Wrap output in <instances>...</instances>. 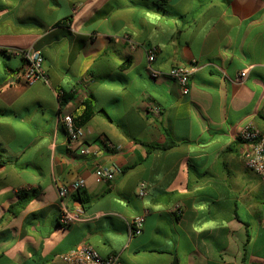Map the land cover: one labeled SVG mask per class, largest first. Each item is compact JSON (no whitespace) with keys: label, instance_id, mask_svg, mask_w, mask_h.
Listing matches in <instances>:
<instances>
[{"label":"crops","instance_id":"obj_1","mask_svg":"<svg viewBox=\"0 0 264 264\" xmlns=\"http://www.w3.org/2000/svg\"><path fill=\"white\" fill-rule=\"evenodd\" d=\"M29 48L47 82L22 83L23 61L3 53ZM146 48L162 73L198 65L187 96L148 76ZM86 101L82 156L58 117L77 121ZM248 125L264 136V0H0V264H65L79 244L120 264H264V185L238 138ZM113 166V181H94ZM77 179L65 204L87 217L62 226L57 186Z\"/></svg>","mask_w":264,"mask_h":264},{"label":"built area","instance_id":"obj_2","mask_svg":"<svg viewBox=\"0 0 264 264\" xmlns=\"http://www.w3.org/2000/svg\"><path fill=\"white\" fill-rule=\"evenodd\" d=\"M130 49H135L137 45L129 41ZM146 71L151 79H159L167 77L174 81L180 90L182 96H187L190 91V79L193 73L198 69L195 62L189 64H180L172 67L166 73H162L153 68L155 61V49L146 48ZM3 53L11 56L19 57L23 61V66L17 71L15 77L26 85H31L37 81L47 82V75L43 67L44 59L40 51L35 49L26 50H5ZM247 77V70L241 71L234 79L235 84H242ZM147 114L158 116L161 112L160 107L153 103H149L146 109ZM58 124L65 131L69 149L73 150L76 145H79L77 151L82 156H88L91 151L81 142L84 137L82 128L77 127L74 118L71 114L62 113L58 117ZM238 138L246 145V150L243 153V161L245 167L256 174L264 185V136L260 135L259 131L248 125L244 127ZM107 147L113 148L110 142L106 143ZM122 173L119 167H98L93 172V178L96 183H109ZM85 188V181L77 179L67 184L57 186V195L59 198V215L58 222L62 226H70L82 222L87 217L86 208L84 205L74 200L71 207L65 204V199L72 195H78ZM138 196L142 197L145 193V184L138 185ZM144 216H137L128 222L129 237L138 236L143 227ZM60 260L65 264H120L119 256L110 255L102 257L91 246L79 244L72 250L59 256Z\"/></svg>","mask_w":264,"mask_h":264},{"label":"trees","instance_id":"obj_3","mask_svg":"<svg viewBox=\"0 0 264 264\" xmlns=\"http://www.w3.org/2000/svg\"><path fill=\"white\" fill-rule=\"evenodd\" d=\"M84 105H85V111H84V113L82 114V116L77 120V121H75L74 120V122H75V125L77 126V127H81L83 124H85L91 117H92V115H93V111H92V109L90 108V105H89V101H86L85 103H84ZM173 146H175V143L171 140V139H169L168 140V143L165 145V146H162V147H159V148H157V149H159V150H166V149H169V148H172ZM156 147H148V150H153V149H155ZM23 206H24V203H23V201H21V199L18 201V203H16V205H13V206H11L10 208H9V212L10 213H16V211L17 210H19V209H21V208H23Z\"/></svg>","mask_w":264,"mask_h":264}]
</instances>
